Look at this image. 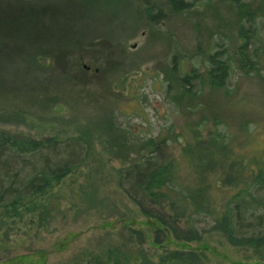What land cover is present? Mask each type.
Instances as JSON below:
<instances>
[{
  "label": "trees",
  "instance_id": "16d2710c",
  "mask_svg": "<svg viewBox=\"0 0 264 264\" xmlns=\"http://www.w3.org/2000/svg\"><path fill=\"white\" fill-rule=\"evenodd\" d=\"M139 1L151 25L163 19L149 0ZM168 2L178 10L194 3ZM96 6V0H0V121L24 120L38 107L52 110L67 103L79 106L86 119L83 106L97 105L98 100L70 85L80 82L85 51L110 54L111 42H101V47L95 42L99 35L93 33ZM234 28L235 48L229 52L230 40L227 47L216 50L220 43L211 38L189 58L179 51L171 55L170 75L181 93L199 98L196 112L205 110L200 97L206 89L231 91L236 71L261 75L258 63L264 60V35L255 17L247 12ZM115 98L120 99L119 94ZM210 113L215 124L208 128L209 117H202L192 131L202 147L200 135L206 132L209 153L203 169H212L218 186L232 191L220 201L212 200L206 187L181 186L174 160L165 149L168 142L131 138L113 113L98 127L101 142L92 129L39 138L0 129V241L27 217L42 225L53 221L63 211V199L54 189L69 180L76 184L69 185L79 205L76 212L115 217L113 220L126 222V233L111 228V238L74 255L67 264H218L196 250L164 246L170 239L200 241L209 234L264 260V148L254 142V136L234 141L229 127L221 123L224 127L219 128L218 117ZM138 144L142 148L135 150ZM113 160L119 163L114 165ZM134 214L149 220V247L145 246L147 234L133 225Z\"/></svg>",
  "mask_w": 264,
  "mask_h": 264
},
{
  "label": "rangeland",
  "instance_id": "374dc122",
  "mask_svg": "<svg viewBox=\"0 0 264 264\" xmlns=\"http://www.w3.org/2000/svg\"><path fill=\"white\" fill-rule=\"evenodd\" d=\"M191 1L192 6L178 10L172 8L168 0H149L163 18L153 26L139 0H96L93 33L99 35L95 42L100 47L101 42H111L108 43L110 54L85 51L79 72L83 77L79 75L80 82L75 80L76 86H70L72 90L80 87L86 96H96L98 104L83 106L88 113L86 119L83 112L80 115L82 109L72 103L55 105L52 110L38 107L24 120L0 121V129L37 138L73 135L81 129L85 132L92 129L96 141L101 142L98 127L108 122L113 113L116 122L128 130L131 138L152 137L168 142L165 149L174 160L181 186L206 187V193L214 201L229 197L232 191L218 186V177L210 172L212 169H203L209 153L205 150L206 132L200 135L202 147L196 142L192 128L199 119L213 112L218 117L217 126H228L234 141L244 142L245 137L254 136V142L264 148V60L258 63L259 77L236 71L228 94L206 89L200 97L205 110L197 112L194 105L199 98L181 93V87L170 75L169 63L173 51L189 58L197 52L196 47H205L211 38H217L220 43L216 50L227 47L229 40L231 45L227 51L233 50L231 32L247 12L255 17L264 35V0H240L242 5L234 0ZM87 34L85 28L83 35ZM183 62L189 69L188 60ZM108 88L111 91L107 92ZM115 94H119L120 99L116 100ZM114 98L115 108L112 106ZM213 123L211 116L208 128ZM134 148L140 150L142 145H134ZM130 152L132 154L133 150ZM104 156L108 158L106 153ZM112 163L119 162L113 160ZM69 185L75 187L76 184L68 180L54 189L63 199V211L53 221L42 225L36 218L27 217L11 228L9 235L0 241V264H67L74 255L111 238V228L126 233L123 226L126 222L113 220L115 217L76 212L79 205ZM134 215L133 225L147 234L145 246L149 247L152 232L149 220L143 215ZM106 221L115 227H108ZM164 246L193 249L218 264H264V260L231 246L215 234L206 235L200 241L170 239Z\"/></svg>",
  "mask_w": 264,
  "mask_h": 264
}]
</instances>
